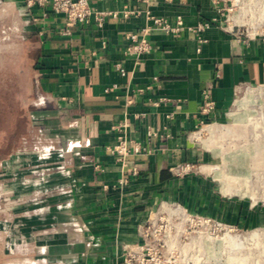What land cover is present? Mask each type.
<instances>
[{
    "label": "crops",
    "instance_id": "obj_1",
    "mask_svg": "<svg viewBox=\"0 0 264 264\" xmlns=\"http://www.w3.org/2000/svg\"><path fill=\"white\" fill-rule=\"evenodd\" d=\"M88 4L87 22L67 27L61 13L0 0V55L24 73V124L0 158V264H124L164 204L264 225L203 171L213 156L196 136L241 91L264 89V0ZM130 33L150 49L128 52ZM123 134L141 150L120 161L107 147Z\"/></svg>",
    "mask_w": 264,
    "mask_h": 264
},
{
    "label": "rangeland",
    "instance_id": "obj_2",
    "mask_svg": "<svg viewBox=\"0 0 264 264\" xmlns=\"http://www.w3.org/2000/svg\"><path fill=\"white\" fill-rule=\"evenodd\" d=\"M6 43V39L0 40V44ZM15 70L6 56L0 55V158L17 142L24 124V73ZM196 136L213 156V163L208 165L231 178L240 174V179H223V175L218 179L214 172L203 169L216 178L221 192L231 185L232 191L239 192L225 196L252 212H264V89L252 86L241 91L231 108L221 118L207 121ZM246 170L247 178L242 174ZM168 208L157 207L148 223L160 244V264H264L263 224L255 221L240 226L217 219L218 225L212 220H187ZM228 236H235L234 241Z\"/></svg>",
    "mask_w": 264,
    "mask_h": 264
},
{
    "label": "built area",
    "instance_id": "obj_3",
    "mask_svg": "<svg viewBox=\"0 0 264 264\" xmlns=\"http://www.w3.org/2000/svg\"><path fill=\"white\" fill-rule=\"evenodd\" d=\"M24 7L27 10L32 9V7L37 6L40 7L43 10H50L54 13H61L65 17V25L67 27L73 26L75 24H83L87 22L88 16L91 13V9L88 4V0H22ZM252 2H250L251 4ZM224 13V22L226 25H228L231 29H233L235 26V23H233V20L231 18V6L224 7L222 9ZM230 15V16H229ZM230 21V22H229ZM155 24L157 26H160L166 30L174 31L176 27H173L170 25L167 21L162 19H155ZM179 23V21L177 22ZM238 35H241L242 32L239 31L237 33ZM128 39L130 41L127 51L130 53H140L144 51H148L150 49V45L148 42L144 40H138L137 35L135 33H130L128 35ZM121 73L123 74V69L119 68ZM127 104L131 103V100L126 101ZM212 108V103L209 100H206L202 110L204 112H207L209 109ZM147 135L154 136V133L150 130L147 131ZM141 150V146L126 138V136L119 135L117 137V140L115 143L107 147V151L114 155L117 159L120 161H124L125 157L129 153H138ZM130 173L135 175L137 173L136 168L132 167L130 169ZM126 174L122 175L119 179L120 183L126 182ZM178 212L175 214H179L187 220H194L195 218L198 221H214L216 224H220V222L217 219H212V217L203 216L200 214L193 213L191 211H188L186 208L176 204L174 205ZM151 218H149L150 220ZM149 220L146 224L143 226V242L140 246L137 248L132 249L124 258L123 262L124 264H160L161 258L160 251H159V243L155 242L158 241V239H154L152 231H151V225L148 224ZM163 264V263H162Z\"/></svg>",
    "mask_w": 264,
    "mask_h": 264
},
{
    "label": "bare ground",
    "instance_id": "obj_4",
    "mask_svg": "<svg viewBox=\"0 0 264 264\" xmlns=\"http://www.w3.org/2000/svg\"><path fill=\"white\" fill-rule=\"evenodd\" d=\"M256 89V88H255ZM239 104L241 105V102H239ZM203 169L204 170H208V171H212V172H214L215 174H216V176H217V178L218 179H220V177H222V175H223V173L221 172V170L219 169V168H216V167H212L211 165H205L204 167H203ZM226 174V173H225ZM243 175H244V177L246 176V175H248V172H247V170L246 171H244L243 173H242ZM244 177H242V179H246L247 178V176H246V178H244ZM223 179H240V174L239 173H237L236 175H235V177H230V175H223ZM227 183V182H226ZM222 192H223V194L224 195H229V194H232V193H237V192H239V190H236V191H232V186L231 185H227V186H225V187H223L222 188ZM241 195H245V193L244 192H241ZM162 208L163 209H166V208H168L167 206H165V205H162ZM169 210H171L170 208H168ZM176 213V212H178V210L177 209H172L171 210V213ZM235 237V236H234ZM234 237H231V236H228L227 238H228V240L229 241H234Z\"/></svg>",
    "mask_w": 264,
    "mask_h": 264
}]
</instances>
